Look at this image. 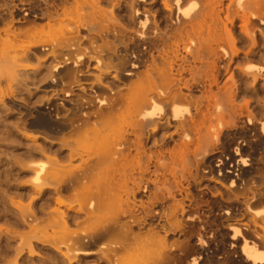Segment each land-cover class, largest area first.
<instances>
[{
    "label": "bare ground",
    "instance_id": "1",
    "mask_svg": "<svg viewBox=\"0 0 264 264\" xmlns=\"http://www.w3.org/2000/svg\"><path fill=\"white\" fill-rule=\"evenodd\" d=\"M105 3L0 0V37L53 29L20 51L52 96L19 109L44 138L19 169L42 218L19 224L45 222L50 264H264V109L239 101L243 84L264 108V0ZM16 55L0 51L4 102L16 69L40 71Z\"/></svg>",
    "mask_w": 264,
    "mask_h": 264
},
{
    "label": "rangeland",
    "instance_id": "2",
    "mask_svg": "<svg viewBox=\"0 0 264 264\" xmlns=\"http://www.w3.org/2000/svg\"><path fill=\"white\" fill-rule=\"evenodd\" d=\"M104 1H106L105 6L108 9H113L114 5H116L115 9H118L127 0ZM160 6L161 0H157V6L153 8V12L155 13ZM52 33V28L42 24L36 29H25L16 39L0 37V51L11 45L14 50H17V58H23V64H28L40 70L37 75H34L32 71L25 73L20 69H16L15 75H17V78L11 84L15 91L14 96L11 100L5 102L0 98V264H50L48 260L51 254L40 247H36L39 240H36L35 237L41 236L45 222L40 219L34 230L19 224L21 220L20 213H36L38 217L42 218L39 209L44 202L31 183L33 174L19 173L22 165L41 159L40 156L36 159L31 156L43 147L44 141L42 136H35L38 128L31 126V122L37 120V116L34 114L32 117L26 118L28 122L23 125L25 118L19 109H27L34 113L52 96V93L46 92L39 82V79L46 73L44 65L39 66L37 58L30 57L25 60L20 52L21 47L25 46L30 38L44 39L51 36ZM96 66L93 62L90 72L92 75H97L99 72ZM111 77H114V74ZM108 82L109 80H105V83ZM240 88L239 101L243 99L249 101L252 110L256 113L262 112L264 108L259 100L262 99L263 94L260 92V95L257 96L252 88L245 93L243 84L240 85ZM211 181L210 187L214 190L219 189L222 185L220 182ZM6 228L22 235L25 250L21 255L17 256L13 249L21 243L18 238L12 240L10 251L1 248V245H4L6 241V236L2 233V230ZM29 244L34 247L33 254L28 251Z\"/></svg>",
    "mask_w": 264,
    "mask_h": 264
}]
</instances>
